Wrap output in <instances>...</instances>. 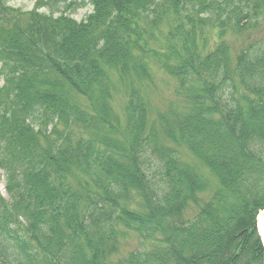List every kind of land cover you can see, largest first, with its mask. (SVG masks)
<instances>
[{
  "label": "trees",
  "instance_id": "1",
  "mask_svg": "<svg viewBox=\"0 0 264 264\" xmlns=\"http://www.w3.org/2000/svg\"><path fill=\"white\" fill-rule=\"evenodd\" d=\"M88 1L0 0V264H264V0Z\"/></svg>",
  "mask_w": 264,
  "mask_h": 264
},
{
  "label": "rangeland",
  "instance_id": "2",
  "mask_svg": "<svg viewBox=\"0 0 264 264\" xmlns=\"http://www.w3.org/2000/svg\"><path fill=\"white\" fill-rule=\"evenodd\" d=\"M7 2L13 7L20 8L23 10H31L34 7L36 0H7ZM73 2V4L66 8L65 13L74 20L80 22L92 12V6L88 0H73ZM43 11L48 12V10L46 9H43ZM155 82L158 86V91L156 93L157 97L166 100L170 95V90L166 87V85L170 84L172 86V80L167 78L162 73L157 72V75H155ZM1 85L2 82H0V87ZM115 105L116 109L118 110L120 108L119 103H116ZM4 187V174L0 170V192L3 194L4 197L7 198ZM262 214H264L263 211L259 214V216ZM123 245L124 251L134 249L138 246L137 241L134 238H130L129 240L125 241Z\"/></svg>",
  "mask_w": 264,
  "mask_h": 264
},
{
  "label": "bare ground",
  "instance_id": "3",
  "mask_svg": "<svg viewBox=\"0 0 264 264\" xmlns=\"http://www.w3.org/2000/svg\"><path fill=\"white\" fill-rule=\"evenodd\" d=\"M258 231L264 243V214L258 217Z\"/></svg>",
  "mask_w": 264,
  "mask_h": 264
},
{
  "label": "water",
  "instance_id": "4",
  "mask_svg": "<svg viewBox=\"0 0 264 264\" xmlns=\"http://www.w3.org/2000/svg\"><path fill=\"white\" fill-rule=\"evenodd\" d=\"M259 232V231H258ZM260 235V234H259ZM261 237V236H260ZM261 240H262V238H261ZM262 243H263V240H262ZM263 248H264V243H263Z\"/></svg>",
  "mask_w": 264,
  "mask_h": 264
}]
</instances>
